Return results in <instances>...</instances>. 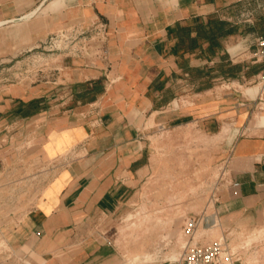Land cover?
<instances>
[{"label": "crops", "instance_id": "obj_1", "mask_svg": "<svg viewBox=\"0 0 264 264\" xmlns=\"http://www.w3.org/2000/svg\"><path fill=\"white\" fill-rule=\"evenodd\" d=\"M230 1L0 0V25L45 9L50 25L99 21L109 38L107 60L67 61L59 94L40 85L0 97V239L7 248L0 264H113L111 245L95 238V217L115 214L147 176L151 120L162 129L193 125L205 134L217 133L223 120L242 122L228 148L241 197L227 187L215 213L224 231L264 225V117L255 116L261 124L250 129L264 102L249 111L240 106L243 97L217 91L218 84L256 81L264 70L232 60L228 41L241 33L226 17ZM40 117L42 128L18 130ZM22 136L44 156L47 172L39 177L47 178L38 196L24 193L37 205L20 210L4 201L17 198L9 193L17 185L9 174L19 164ZM72 149L84 155L62 162ZM31 180L20 183L29 188Z\"/></svg>", "mask_w": 264, "mask_h": 264}, {"label": "rangeland", "instance_id": "obj_2", "mask_svg": "<svg viewBox=\"0 0 264 264\" xmlns=\"http://www.w3.org/2000/svg\"><path fill=\"white\" fill-rule=\"evenodd\" d=\"M231 1L226 17L241 34L228 41V50L233 61L250 63L256 39L264 34V0ZM48 14L49 11L40 9L30 18L0 25V97L2 94L8 97L23 95L29 87L40 85L52 87V92L59 94L60 83L66 79L63 70L68 60L85 64H94L95 58L107 60L104 54L109 40L108 30L105 39L91 41L88 37L80 42V38L75 41L80 42L75 46L63 36L76 30H87L91 23L76 21L50 25ZM95 49L102 51L100 57L95 56ZM212 62L210 65L216 66L218 59H212ZM220 86L217 85L219 93L244 99L255 98L262 89L257 79L246 85ZM184 101L183 105L191 103L190 100ZM260 107L262 111L253 113L250 129L261 124L254 119L255 116L264 117V105ZM241 123L234 119L223 120L215 134H205L193 125L162 129L153 120L147 124V176L133 190L131 199L122 201L115 214L95 217V238L111 245L113 264H182L190 242L201 247L225 242L234 260L239 259L242 264H264V225L224 231L220 216L215 213L219 194L233 185L235 168L232 162L230 164L228 148L242 130ZM43 125L44 119L40 117L24 121L17 128L36 131ZM24 138H19L20 144L15 147V159L19 164L9 174L17 184L9 193L17 198L4 201L6 206L20 210L37 205L38 200L23 198L24 193L30 189L38 196L47 178L39 177L45 174V170L47 172L43 165L47 164L43 161L44 156L38 152L35 155L33 142H24ZM83 155L72 149L61 160L71 163ZM8 171L12 169H6V174ZM26 177L33 179L34 186L30 184L28 188L20 183ZM204 212L209 215V223L189 231L187 220ZM21 213L18 218L25 212ZM6 251L0 239V259L6 256Z\"/></svg>", "mask_w": 264, "mask_h": 264}, {"label": "built area", "instance_id": "obj_3", "mask_svg": "<svg viewBox=\"0 0 264 264\" xmlns=\"http://www.w3.org/2000/svg\"><path fill=\"white\" fill-rule=\"evenodd\" d=\"M107 30L108 28L105 23L97 21L91 23V27L87 28V30H78L79 32L76 30L75 33H67L66 37H63L66 41L70 40L69 43H74L76 46L81 41H86L88 37H91V41L95 38L105 39ZM77 39H80V42L75 43ZM100 52L102 51L95 49V56L100 57ZM252 58L255 63L264 64V35L256 39L255 51L252 55ZM257 81L262 87L261 91H258L255 98H245L244 102H240L241 108H247L249 111H253L255 108H257L259 103L264 102V70L258 75ZM230 188L232 190L231 196L234 199L241 197V189L239 184L235 183ZM209 219V215L206 212L191 216L187 220L186 228L191 232L195 231L200 226L208 224L210 221ZM192 243L193 242H190L185 250L182 264H242L239 259L234 260L232 258V255H230L225 242H214L212 245L206 247H201L200 245L196 244L193 245Z\"/></svg>", "mask_w": 264, "mask_h": 264}, {"label": "bare ground", "instance_id": "obj_4", "mask_svg": "<svg viewBox=\"0 0 264 264\" xmlns=\"http://www.w3.org/2000/svg\"><path fill=\"white\" fill-rule=\"evenodd\" d=\"M249 97V96H248ZM250 98H253V97H250Z\"/></svg>", "mask_w": 264, "mask_h": 264}]
</instances>
